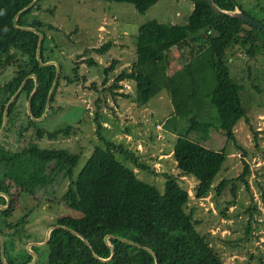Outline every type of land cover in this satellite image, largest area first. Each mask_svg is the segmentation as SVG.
Instances as JSON below:
<instances>
[{"label":"trees","instance_id":"1","mask_svg":"<svg viewBox=\"0 0 264 264\" xmlns=\"http://www.w3.org/2000/svg\"><path fill=\"white\" fill-rule=\"evenodd\" d=\"M31 1L0 0V73L5 67L13 68L11 76L0 84V127L4 107L19 88L6 108L0 132V239L5 261L2 262L0 253V264H28L32 259L27 252L18 256L14 253L16 248H21L23 239L20 237L24 233L20 226L23 216L12 217L15 208L11 190L25 191L21 187L22 181L41 179L45 166L50 162L61 167L66 174L68 181L58 202L69 212L58 216L49 225L54 227L49 230L42 246L46 250V264H229L222 261L205 236L196 229L198 221L193 218V209H187L190 195L178 179L191 177L194 180L193 198H203L213 188L212 183L226 158L224 150L205 147L189 137L199 125L213 126L216 132L241 150V155H246L236 145L234 137L235 124L241 119L247 121L238 96L241 86L229 77L225 49L235 47L240 54L248 57L260 55L264 59V32L242 19L213 12L206 0H190L194 6L188 15L192 32L187 40L191 50L187 57L185 46L179 45L186 36L177 25L155 19L140 24L134 35V60L113 77L108 87L96 91L92 101V120L101 144L93 146L76 170L79 153L66 148H41L34 142L24 144L18 150L11 148L13 151L9 152L4 147L9 145L7 141H1L10 133L19 138L28 128L34 129L32 134L36 140L43 135L48 139L67 137L72 128L70 124L53 131H43L38 124L61 110L60 105H55L59 87L85 80L78 64L66 70L64 60L52 54L56 44L53 37H47L44 31V26L50 25L36 17L45 0H36L16 16L17 26L32 27L41 32L38 60L37 34L12 25L16 13ZM95 1L128 3L142 14L158 0ZM213 2L222 10L231 11L237 7L244 15L264 26V0H254L244 9L238 0ZM253 9L261 13L258 18L251 14ZM45 11L51 13L50 9ZM109 44L108 41L93 50L101 54ZM176 45L181 46L176 58L177 67L169 63L170 51ZM48 61L57 64L55 80L52 63L39 65V62ZM84 62L96 64L91 57ZM114 64L115 61L111 60L108 67L102 69V85ZM30 75L36 81V89L28 102L33 118L42 115L47 93L55 81L46 112L38 120H32L26 112V101L34 87V79ZM123 79L133 82L131 94L115 91ZM86 87L94 89L95 85L91 83ZM104 90L112 99L115 95L130 97L135 107L146 105L162 90L167 94L172 109L161 125L165 131L175 135L171 156L176 173H162L161 192L156 186L138 179L132 169L116 159L120 156L133 168L148 169L137 155L100 132V118H104L101 110L106 104L102 94ZM251 131L255 139L257 133ZM241 162L242 171L234 179L247 189L245 177L249 168L244 159ZM228 183L234 196L236 186L233 179H220L214 186V193L219 194ZM227 203L230 204L229 201ZM246 225L249 227L248 222ZM39 248L35 245L31 250Z\"/></svg>","mask_w":264,"mask_h":264},{"label":"rangeland","instance_id":"2","mask_svg":"<svg viewBox=\"0 0 264 264\" xmlns=\"http://www.w3.org/2000/svg\"><path fill=\"white\" fill-rule=\"evenodd\" d=\"M252 2L254 0H238L243 9L252 5ZM193 6L190 0H158L140 14L131 4L124 2L43 1L36 17L45 25H50L44 26V31L47 37H53L56 44L52 54L64 60L66 70L78 64L85 80L59 87L55 105H60L61 110L55 115H48L38 124L43 131H53L70 124L72 128L67 137L48 139L43 135L36 140L32 134L34 129L28 128L19 138L14 133H10L8 138H2L1 141L9 144L4 146L5 150L12 152L15 147L18 150L29 142H34L41 148H66L80 154L76 170L79 169L93 146L101 144L92 120V101L97 95L96 91L108 87L113 77L120 70L128 68L134 60V35L137 27L152 19L177 25L186 36L179 45L185 46V55L189 57L191 50L187 40L192 31L188 25V15ZM46 9H50L51 13ZM250 12L255 18L261 15L257 9ZM108 41L110 44L103 53L93 50ZM179 45L170 51L169 63L175 67L176 58L181 52ZM87 57H91L96 64H86L84 59ZM111 60L115 64L102 85V69L108 67ZM225 62L230 79L241 86L238 96L247 121L241 119L235 124L234 137L236 145L246 155H241V150L216 132L213 126L199 125L189 137L205 147L224 150L226 158L212 183L213 188L203 198H193L194 180L191 177H180L178 181L190 195L187 209H193V218L198 221L196 229L205 236L224 263L264 264V59L260 55L245 56L232 47L225 49ZM12 72L11 67L3 68L0 84ZM91 83H94V89L86 87ZM119 83L120 88L115 91L132 93V81L123 79ZM102 94L106 104L101 110L104 118H100V132L107 139L130 149L148 169L133 168L120 156H116V159L132 169L138 179L156 186L161 192L164 181L162 173H176L171 156L175 135L165 131L161 125L172 109L167 94L162 90L140 107H135L130 97L115 95L112 99L105 90ZM251 130L257 133L255 139ZM242 159L249 168V174L245 177L247 189L243 183L234 179L242 171ZM222 178L234 180V196L230 193L229 183L219 194L214 193V186ZM67 181L64 170L50 162L45 166L41 179L22 181L21 187L25 191L11 190L12 206L15 208L12 217L23 216L20 226L24 233L20 237L23 239L20 242L21 248L15 246L14 253L17 256L22 252L34 253L35 258L29 264L35 261V264H46V250L42 248L44 244L40 245L38 241H43L48 226L58 216L69 212V209L58 202ZM6 199L9 200L8 197ZM31 245L40 248L31 250Z\"/></svg>","mask_w":264,"mask_h":264},{"label":"water","instance_id":"3","mask_svg":"<svg viewBox=\"0 0 264 264\" xmlns=\"http://www.w3.org/2000/svg\"><path fill=\"white\" fill-rule=\"evenodd\" d=\"M35 1H36V0H32L31 3H29L26 7L22 8L21 10H19V11L16 13V15L14 16V18H13V20H12V25H13L14 27H17V28H20V29L30 30V31H32V32H34V33L37 34L38 39H37V46H36V59L38 60V59H39V58H38V47H39V44H40V41H41V37H42L41 32H39L38 30H36V29H34V28H32V27H19V26L16 25V16H17L20 12H22V11H24L25 9H27L28 7H30ZM206 1H207L208 6L210 7V9H211L213 12H215V13H219V14H223V15H227V16H229V17H234V18L242 19V20H244V21H246V22H248V23H250V24H253V25L257 26L258 28H260V29L264 32V26H262L260 23H258V22L255 21L254 19H252V18H250V17L244 15L239 9H237V7H236V9H233V10H231V11H228V10H222V9H219V8L214 4L213 0H206ZM49 63H52V64L55 66V75H54V80H55V79H56V76H57V73H58V67H57V64H56L54 61H48V62H46V63L39 62V65H46V64H49ZM30 76L34 79V87H33V90H32L31 93L29 94L28 99H27V101H26V112H27V114L29 115V117H30L32 120H38V119H40V118L45 114V112H46V109H47V102H48V97H49V94H50V92H51V90H52V87H53L55 81H53V83H52V85H51V88L49 89V91H48V93H47V100H46L45 108H44V111H43L42 115H41L39 118H33V117L30 115V112H29L28 102H29V100H30V98H31V96H32V94H33V92H34L35 89H36V81H35V77H34L33 75H30ZM18 89H19V88H18ZM18 89L16 90V92L14 93V95L18 92ZM14 95L9 99V101L6 103V105H5V107H4V110H3V119H2V124H1V127H0V131H1L2 127H3V125H4L6 108H7L8 104H9L10 100L14 97ZM5 199H6V198H5ZM6 204H7V199H6ZM6 204H5V205H6ZM5 205H4V206H5ZM4 206H2V207H4ZM53 227H54V226H49V227L47 228V230H46V234H45V237H44V241L41 242V243H38V244L41 245V244H44V243H45V241L47 240L48 232H49V230L52 229ZM106 238H107V235L104 237L105 241H106ZM0 253H1V260H2L3 263H5V261H4L3 257H2V241H1V239H0ZM31 256H32V259H31L30 263H31V262L34 260V258H35V255L31 254ZM154 264H156V262H155Z\"/></svg>","mask_w":264,"mask_h":264},{"label":"crops","instance_id":"4","mask_svg":"<svg viewBox=\"0 0 264 264\" xmlns=\"http://www.w3.org/2000/svg\"><path fill=\"white\" fill-rule=\"evenodd\" d=\"M45 234H46V232L44 233L43 237H45ZM43 237H42V238H43ZM43 241H44V239H43ZM43 241H39V243H41V242H43ZM42 246H43V245H42ZM31 247H32V245H31ZM30 249H31V248H30ZM29 251H30V250H29ZM31 254H32V253H31ZM31 254H30V255H31ZM33 254H34V253H33ZM34 255H35V254H34ZM29 263H30V262H29ZM29 263H28V264H29ZM31 263H32V262H31Z\"/></svg>","mask_w":264,"mask_h":264}]
</instances>
